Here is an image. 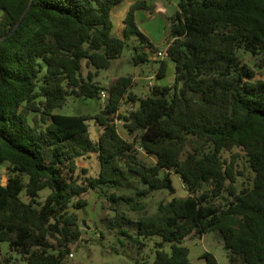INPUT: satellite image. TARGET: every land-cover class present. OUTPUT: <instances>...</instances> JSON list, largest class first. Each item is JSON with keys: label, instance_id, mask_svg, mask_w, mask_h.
Masks as SVG:
<instances>
[{"label": "trees", "instance_id": "1", "mask_svg": "<svg viewBox=\"0 0 264 264\" xmlns=\"http://www.w3.org/2000/svg\"><path fill=\"white\" fill-rule=\"evenodd\" d=\"M121 1L0 0V169L7 163L10 170L0 182V242L25 264H72L70 246L82 230L69 207L85 206L90 189L112 187L102 204L113 212L106 220L112 226L136 212V234L160 237L151 264H191L183 241L213 231L229 264H264V0H178L167 17L173 39L156 71L160 79L173 61L174 80L154 83L140 98L129 93L130 75L105 89L92 77L132 36L140 41L134 64L150 60L143 47L155 50L135 20L137 9L152 10L146 0L129 6L123 38L113 33L111 9ZM240 50L255 56L254 65L240 61ZM82 61L93 74L82 75ZM102 90L107 97L97 113L54 112L68 95L99 98ZM125 97L138 104L120 113ZM89 120L102 128L96 139ZM116 120L134 142L121 136ZM235 146L250 169L240 189L239 153L221 156ZM138 148L155 161H143ZM91 153L97 176L77 163ZM173 173L186 195L147 212L143 198L175 192ZM43 188L50 192L41 201ZM202 256L218 264L211 252Z\"/></svg>", "mask_w": 264, "mask_h": 264}, {"label": "rangeland", "instance_id": "2", "mask_svg": "<svg viewBox=\"0 0 264 264\" xmlns=\"http://www.w3.org/2000/svg\"><path fill=\"white\" fill-rule=\"evenodd\" d=\"M125 5V2L119 6ZM175 8H170L169 11L173 12ZM113 19L117 25V17L115 16V9L113 12ZM138 37L132 36L126 41L121 55L111 61V66L108 69H100L93 74V80L97 81L102 87H106L111 83L112 79L118 76L137 75L140 81V90L136 87L137 83H133L129 88V93L136 97H144L150 90L149 81L160 83V79L156 77V71L160 65L159 60H148L140 64H134L131 59L133 54V46L139 45ZM238 58L242 62H247L254 65L256 58L250 53L240 50ZM159 59V58H156ZM170 61V60H168ZM89 69L82 61L81 73L86 76ZM260 76V73L257 74ZM173 76L165 78V83H172ZM138 90V91H137ZM105 102V97H79L68 95L66 103L57 107L54 112L66 115L72 114H94L101 110ZM138 102H132L127 97L124 98L119 112L124 113L127 109L136 107ZM34 112L28 114V118L34 116ZM118 132L124 138L135 141V134L128 133L122 126L121 121L116 120ZM101 127L95 123L94 120H89L90 136L96 139L100 132ZM138 147V146H137ZM232 153H239L235 159L236 182L235 185L238 189L249 181L250 172L247 166L246 158L243 151L238 147H233L231 150H223L221 152L222 158L229 161ZM138 156L146 163H153L155 157L145 153L142 149L138 148ZM79 169H85L83 173L86 176H97L99 172V162L96 153H91L85 158L77 160ZM9 166L7 163L3 164L0 169V182L5 184L9 174ZM172 180L175 187V192L170 193L167 190H155L147 197L143 198L146 205L147 212H154L159 202H166L173 196H184L186 191L180 177L173 173ZM105 193L113 190L112 187L104 188ZM50 192L49 188H43L39 191V200H43ZM105 193L99 192L95 189H90L84 193L83 198L86 199V205L82 208L69 207V211L75 212L79 217V224L82 230L81 238L71 244L70 251L72 256L67 258L72 264H133L136 259L147 260L149 264L153 262L155 249L160 237L155 235L151 237L138 236L136 234V226L134 223V215L136 212L130 211V221L118 222L116 221L112 226L108 223L105 216L107 212L110 215L112 211H107L103 206L105 200ZM21 197L26 199L23 193ZM75 201H73L74 203ZM134 238V239H133ZM183 244L188 248V258L191 264H206L205 258L202 254L205 251L211 252L218 264H229L227 257V250L223 247V242L219 232L213 231L204 234L202 237L188 236L183 241ZM166 250L169 249V244L163 246ZM0 257L6 264H25V261L8 248L7 242H0ZM7 258H9L7 260Z\"/></svg>", "mask_w": 264, "mask_h": 264}, {"label": "crops", "instance_id": "3", "mask_svg": "<svg viewBox=\"0 0 264 264\" xmlns=\"http://www.w3.org/2000/svg\"><path fill=\"white\" fill-rule=\"evenodd\" d=\"M134 1L135 0H122L119 4L115 5L111 9L113 33L120 38H123V29H124L123 18L129 6ZM123 2H125V5L118 7V5H120ZM146 2L147 4L152 6V10L143 9V8L137 9L135 11V20L139 29L143 32L147 40L153 45L155 49L152 50L149 47H143L148 52L149 59L160 61V58L156 59L157 57L155 56V53L157 50H165L168 42L173 39L170 36V28L167 17L176 11L178 0H146ZM170 8H175V10L171 12L169 11ZM114 9H115V16L117 17V25H115L113 19ZM86 67L89 69L90 72L93 71L94 73V68L92 66H86ZM173 75H174V63L173 61H168L166 72L164 76L160 78V83L158 84H166L164 82L165 78ZM115 78H113L112 81ZM132 78H133V83H137L135 88L140 90L141 86H140L139 76L132 75ZM155 84H157V82H155ZM107 87L108 86L104 87V89ZM140 97L141 96L139 95L138 98Z\"/></svg>", "mask_w": 264, "mask_h": 264}, {"label": "built area", "instance_id": "4", "mask_svg": "<svg viewBox=\"0 0 264 264\" xmlns=\"http://www.w3.org/2000/svg\"><path fill=\"white\" fill-rule=\"evenodd\" d=\"M155 56L157 58H163L165 56V50H157L156 53H155ZM148 84L152 86L154 83L149 81ZM100 96L102 98H104V97L106 98L107 97V91L106 90H102L101 93H100ZM68 256H72V253H69Z\"/></svg>", "mask_w": 264, "mask_h": 264}, {"label": "water", "instance_id": "5", "mask_svg": "<svg viewBox=\"0 0 264 264\" xmlns=\"http://www.w3.org/2000/svg\"><path fill=\"white\" fill-rule=\"evenodd\" d=\"M30 3H31V1H30ZM30 3H29V4H30ZM28 7H29V5L26 7L25 11L28 9ZM25 11H24V12H25ZM24 12H23V14H24ZM23 14H22V16H23ZM22 16L20 17V19L22 18ZM19 21H20V20H19Z\"/></svg>", "mask_w": 264, "mask_h": 264}]
</instances>
